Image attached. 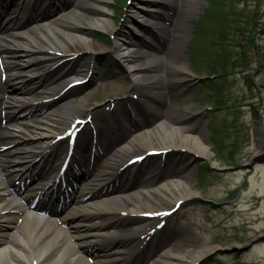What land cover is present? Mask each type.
Masks as SVG:
<instances>
[{
  "label": "bare ground",
  "instance_id": "obj_1",
  "mask_svg": "<svg viewBox=\"0 0 264 264\" xmlns=\"http://www.w3.org/2000/svg\"><path fill=\"white\" fill-rule=\"evenodd\" d=\"M41 2L0 0V58L10 71L4 81L0 63V112H4L7 120L0 129V264H195L202 261L207 252L182 250L186 245L181 250L179 246L174 249L171 245H157V235L150 230L156 222L153 212L169 210L179 201L197 197L199 193L193 190L191 172L174 174L172 180L153 186L147 178L153 173L152 165L138 186L126 184L136 173L135 167L129 166L136 165L141 157L149 158L151 151L185 148L219 166L202 132H189L172 120L157 116L151 124H139L107 153V164L119 166L118 170L111 167L88 173L80 190H75L70 183L63 189L60 183L64 174L68 180H76L81 172L75 169L89 164L92 156L102 150L93 135L92 138L82 136L84 144H88V156L87 147L72 157L63 152L61 139L76 131L79 125H74L78 104L72 101L70 92H62L76 81L87 78L92 81L100 73L95 57L79 67L57 66L60 59L72 58L73 54L88 51L91 56H97L114 52L132 88L153 82L158 85L154 91L159 92L176 83L175 74L187 75V65L176 59L173 50L186 36L188 19L191 12L198 10L200 0L137 3L128 27L147 36L150 33L167 35L169 50L157 54L140 46L137 39L126 42L116 38L110 46L97 42V31L117 33L104 10L107 0H77L56 10L48 9L53 8L49 0ZM168 8L176 13L170 25L166 22ZM6 13L5 22L2 15ZM26 13L38 18L30 29L20 18ZM76 43L86 49H77ZM88 100L85 96L83 103ZM157 111L163 113L160 108ZM140 149L144 150L137 152ZM60 155L64 156L60 158L61 165L67 166L63 173L54 164ZM125 167L129 169L123 171ZM118 178L124 181L123 185L111 188ZM55 194L74 197L78 203L61 213L65 201L55 200ZM48 198L50 201H45ZM46 202H52L54 209L48 208ZM140 213L147 214L136 217ZM115 215L135 218L128 222L110 218ZM185 259L192 262L180 261Z\"/></svg>",
  "mask_w": 264,
  "mask_h": 264
},
{
  "label": "rangeland",
  "instance_id": "obj_2",
  "mask_svg": "<svg viewBox=\"0 0 264 264\" xmlns=\"http://www.w3.org/2000/svg\"><path fill=\"white\" fill-rule=\"evenodd\" d=\"M64 1L51 0L55 5ZM127 1L107 0L104 10L117 33L97 31L95 37L100 45H113L116 38L126 42L137 39L140 46L147 45L127 24L130 16L134 15V7L142 0ZM215 2L200 0L198 10L191 12L186 36L173 50L176 59L187 65V75L175 74V84L165 86L158 95L155 93L163 113L155 112L147 119L142 117V122L154 121L161 116L189 132H202L214 152L213 160L219 166L185 148H174L169 149L163 158L165 168L161 166V159L168 149L144 160L138 168L146 172L153 162L156 173L160 168L163 173L167 172L163 179L160 173L157 176L152 174L150 183L154 186L170 180L171 170L191 172L193 190L199 193L195 199L182 201L178 207L173 204L171 207L174 208L167 211L166 216L155 215L157 219H163L157 232L159 245L171 244L174 249L179 246L178 250L187 246L182 250L207 252L208 256L198 264H264V0H224L225 19L230 30L225 46L228 52L224 53L232 64L220 68L219 73L225 74L221 77L213 75L215 67L207 65L210 58L224 55L215 48L206 49L215 21L214 9L207 10ZM214 8L217 10L219 7ZM166 14L169 22L176 16L171 9ZM197 26L201 28L200 36L196 34ZM75 47L86 49L79 43ZM157 47L168 51L167 38L162 37ZM93 57L100 74L91 82L70 91L72 101L78 104L75 115L85 118L91 114L93 126L112 127L120 117L129 114L150 96L158 85L149 82L132 88L114 52L97 56H91L88 51L81 55L73 54L71 60L60 59V66L79 67L88 64ZM85 96L89 97L86 104L83 103ZM93 126H85L82 135L89 137ZM115 134L111 133L112 136ZM118 135L121 137L120 133ZM80 137L78 141L82 143ZM62 146L63 150L67 149V138ZM256 153L259 156H255ZM59 158L54 161L56 166ZM101 161L95 162L98 171L112 167L99 163ZM120 185L116 183V186ZM114 217L124 222L135 218L118 215L110 218Z\"/></svg>",
  "mask_w": 264,
  "mask_h": 264
},
{
  "label": "trees",
  "instance_id": "obj_3",
  "mask_svg": "<svg viewBox=\"0 0 264 264\" xmlns=\"http://www.w3.org/2000/svg\"><path fill=\"white\" fill-rule=\"evenodd\" d=\"M219 7L217 10H215L214 7ZM214 9L213 11L214 13V20L213 21V26L211 27V40L210 43L206 44V49L208 50V48H215L218 51L217 52H221L224 53L226 50L225 46H227V42H228V34H229V27L226 23V13H225V5H224V0H220L219 4L216 2L214 3V5H212V7L210 6L209 9L207 11H210ZM208 13V12H207ZM228 52V51H227ZM231 59H229L228 55L226 53H224L223 56H221L220 54L218 56H216V58H210L207 62V65L212 68L215 67L214 69H212L213 71V75L216 76H223L225 74L223 73H219V71H221L220 68H226L228 65L232 64ZM213 65V66H211ZM219 73V74H218ZM218 94H222V92H218ZM218 102H222L221 99H218ZM221 143V142H220ZM220 146H222L223 144H219Z\"/></svg>",
  "mask_w": 264,
  "mask_h": 264
}]
</instances>
